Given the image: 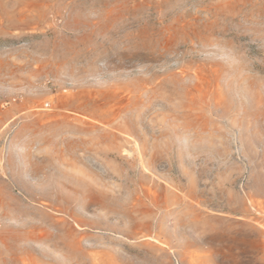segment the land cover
I'll use <instances>...</instances> for the list:
<instances>
[{
  "label": "rangeland",
  "instance_id": "374dc122",
  "mask_svg": "<svg viewBox=\"0 0 264 264\" xmlns=\"http://www.w3.org/2000/svg\"><path fill=\"white\" fill-rule=\"evenodd\" d=\"M0 264H264V0H0Z\"/></svg>",
  "mask_w": 264,
  "mask_h": 264
}]
</instances>
